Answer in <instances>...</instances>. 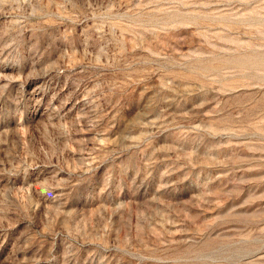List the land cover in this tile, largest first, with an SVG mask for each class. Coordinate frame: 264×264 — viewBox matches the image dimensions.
I'll return each instance as SVG.
<instances>
[{"label":"rangeland","instance_id":"374dc122","mask_svg":"<svg viewBox=\"0 0 264 264\" xmlns=\"http://www.w3.org/2000/svg\"><path fill=\"white\" fill-rule=\"evenodd\" d=\"M0 264H264V0H0Z\"/></svg>","mask_w":264,"mask_h":264}]
</instances>
